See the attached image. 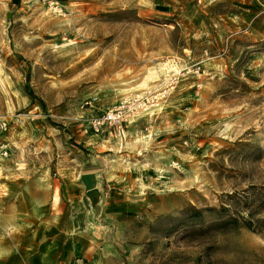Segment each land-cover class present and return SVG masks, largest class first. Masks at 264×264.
<instances>
[{
    "label": "rangeland",
    "instance_id": "374dc122",
    "mask_svg": "<svg viewBox=\"0 0 264 264\" xmlns=\"http://www.w3.org/2000/svg\"><path fill=\"white\" fill-rule=\"evenodd\" d=\"M1 147L6 180L98 167V264H264V0H0Z\"/></svg>",
    "mask_w": 264,
    "mask_h": 264
},
{
    "label": "crops",
    "instance_id": "0c3cea01",
    "mask_svg": "<svg viewBox=\"0 0 264 264\" xmlns=\"http://www.w3.org/2000/svg\"><path fill=\"white\" fill-rule=\"evenodd\" d=\"M1 170L0 257L13 253L17 264L99 262L94 216L100 212L105 194L100 190L98 167L84 170L79 179L70 176L6 180ZM85 174L95 175L102 195L100 203H91V208H86V183L82 178ZM83 216L88 220H79Z\"/></svg>",
    "mask_w": 264,
    "mask_h": 264
},
{
    "label": "built area",
    "instance_id": "2783aa9c",
    "mask_svg": "<svg viewBox=\"0 0 264 264\" xmlns=\"http://www.w3.org/2000/svg\"><path fill=\"white\" fill-rule=\"evenodd\" d=\"M177 77L174 75L169 85L164 89V92L161 91L160 94L165 95L172 88L175 87ZM157 100V96L151 94V91H148L145 95H137L133 98L132 103H121L120 105L111 108L102 116L94 118L91 123L92 126L98 131L102 126L111 124L116 128L121 129L122 126L128 122L135 119L141 112L146 111L151 107L154 101ZM151 101V102H150ZM92 101H87V103L91 104ZM158 102V101H157ZM6 123H3L2 126L5 128ZM0 153L3 156L8 155V149L1 147Z\"/></svg>",
    "mask_w": 264,
    "mask_h": 264
},
{
    "label": "water",
    "instance_id": "95a60500",
    "mask_svg": "<svg viewBox=\"0 0 264 264\" xmlns=\"http://www.w3.org/2000/svg\"><path fill=\"white\" fill-rule=\"evenodd\" d=\"M82 178L86 183V197H85L86 205L88 207H91V203L92 205H97V203L100 202L102 195H100V197H95V194L99 192V190L96 187L97 181L95 175L85 174L82 176Z\"/></svg>",
    "mask_w": 264,
    "mask_h": 264
},
{
    "label": "trees",
    "instance_id": "16d2710c",
    "mask_svg": "<svg viewBox=\"0 0 264 264\" xmlns=\"http://www.w3.org/2000/svg\"><path fill=\"white\" fill-rule=\"evenodd\" d=\"M31 94L34 96V94L32 93V91H31ZM246 224H247V226L249 227V228H251L252 230H257V227H255L254 225H253V221L252 220H247L246 221Z\"/></svg>",
    "mask_w": 264,
    "mask_h": 264
},
{
    "label": "bare ground",
    "instance_id": "6f19581e",
    "mask_svg": "<svg viewBox=\"0 0 264 264\" xmlns=\"http://www.w3.org/2000/svg\"><path fill=\"white\" fill-rule=\"evenodd\" d=\"M97 194V193H96Z\"/></svg>",
    "mask_w": 264,
    "mask_h": 264
}]
</instances>
